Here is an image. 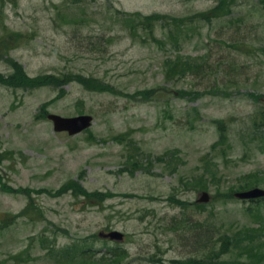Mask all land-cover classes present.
Here are the masks:
<instances>
[{
  "label": "rangeland",
  "instance_id": "374dc122",
  "mask_svg": "<svg viewBox=\"0 0 264 264\" xmlns=\"http://www.w3.org/2000/svg\"><path fill=\"white\" fill-rule=\"evenodd\" d=\"M64 1L0 4L23 38H7L0 57V76H10L9 86L0 83V264H198L189 259L204 256L203 244L177 232L189 214L203 224L204 243L209 229L216 252L225 237L226 254L212 264H264V201L235 197L258 176L264 188L255 119L264 98L263 6L237 0L232 18L200 23L192 36L165 38L159 26L164 42L156 43L132 37L117 12L179 18L216 0H87L89 23L72 26L59 23ZM232 36L254 53L233 51L223 42ZM44 113L89 114L94 123L69 136ZM221 132L227 142L213 151ZM202 192L210 200L198 204ZM111 228L126 234L123 258L103 251L99 234Z\"/></svg>",
  "mask_w": 264,
  "mask_h": 264
},
{
  "label": "trees",
  "instance_id": "16d2710c",
  "mask_svg": "<svg viewBox=\"0 0 264 264\" xmlns=\"http://www.w3.org/2000/svg\"><path fill=\"white\" fill-rule=\"evenodd\" d=\"M67 1L77 3V4H82L84 0H67ZM7 3H16V0H0L1 7L3 6V4L7 5ZM234 7L235 5L232 4V0H220V5H218L215 9H212L209 12H206L204 15H201V17L207 18L209 14L212 15V17L229 16L232 14V10ZM83 8L84 7L80 8L82 9L81 12H77L71 7H66V11L62 13L65 15V17L62 18V24L70 23L69 25H77L80 23L82 24L89 23L88 22L89 18L86 17L87 15L85 13H83ZM4 14H5L4 10L1 9L0 11V57L8 54L9 47H8V44L6 43L7 38H11L12 42H19L23 39V38L19 39L18 37H16V34L8 28L4 20V17H5ZM123 16H124V19H123L124 27L125 29L129 31V33H132V36H135V38H140L142 41H145L147 38L149 39L150 37H152L156 43L164 42V40L159 38L158 32H156L157 27L159 28V26H161V28H163L164 31L166 30L165 35L163 37L170 38V37H176V34L170 30L169 28L170 26L175 25L176 29L182 30L186 24L185 19L183 18H179V19L174 18L172 21H168L166 19L167 17H161L160 15H157V14L145 16V18H141L138 14H126L125 13V15ZM142 33H145L144 36L142 35ZM232 48L238 50L239 52L241 51L244 53H248V51H250L249 50L250 46H247V44L243 40H233ZM262 50H264V47H262ZM182 65H184L183 67H185L184 68L185 70H180V74L183 76L188 72L187 70L188 63H183ZM16 67L17 66H14L13 69L17 71ZM197 67H198L199 72L201 73L204 72L203 65H198ZM235 69H236V66L232 65V72ZM6 78H8V80H6ZM9 78L10 76L8 75L0 76V79H1L0 83L6 86H9L10 85ZM12 79H18L17 72H15V74L12 76ZM59 79L64 80V78L62 77H59ZM86 81H89V79L83 80L84 83H86ZM241 82L242 81L236 80L234 84L239 85ZM259 116L261 120V125L264 127V109H260ZM190 227L192 226H189L188 228ZM208 230H206L205 228V231L208 234L205 239H208V240H205V243H204V248H205L204 262L212 264L214 260H216L217 258L220 259L222 255L226 254V251L225 250L222 251V249L227 244V242H225V237L223 238V236H221L219 238V242L221 245V248H220L221 251L216 252V250L212 248V246L214 245L213 239L209 236L210 231ZM195 234H196V237H194L191 240V242L192 244L197 246L203 242V239H200L201 237L200 233L195 232ZM229 243H233V242L229 240ZM194 263H198L196 259H194Z\"/></svg>",
  "mask_w": 264,
  "mask_h": 264
},
{
  "label": "water",
  "instance_id": "95a60500",
  "mask_svg": "<svg viewBox=\"0 0 264 264\" xmlns=\"http://www.w3.org/2000/svg\"><path fill=\"white\" fill-rule=\"evenodd\" d=\"M48 118L54 122L55 130L57 132L68 131L70 135H75L80 133L81 131L87 129L91 126L93 118L90 116H79L75 118H64L58 115H49ZM264 191L262 190H253L251 192L239 194L240 198H255L259 196H263ZM205 201L208 200L207 194H204ZM113 237L119 238L121 237L119 234L114 233Z\"/></svg>",
  "mask_w": 264,
  "mask_h": 264
}]
</instances>
